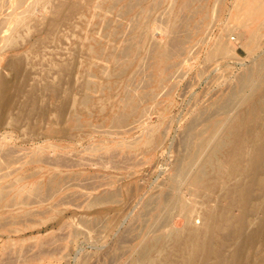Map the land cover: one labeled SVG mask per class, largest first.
Returning a JSON list of instances; mask_svg holds the SVG:
<instances>
[{
    "label": "rangeland",
    "instance_id": "rangeland-1",
    "mask_svg": "<svg viewBox=\"0 0 264 264\" xmlns=\"http://www.w3.org/2000/svg\"><path fill=\"white\" fill-rule=\"evenodd\" d=\"M247 2L0 0V264H157L191 218L205 231L202 219L230 203L222 175L177 176L196 170L201 135L219 139L225 125L211 121L254 90H237L242 75L264 67V7L251 16ZM220 37L228 50L210 56ZM154 244L166 250L139 259Z\"/></svg>",
    "mask_w": 264,
    "mask_h": 264
},
{
    "label": "bare ground",
    "instance_id": "bare-ground-1",
    "mask_svg": "<svg viewBox=\"0 0 264 264\" xmlns=\"http://www.w3.org/2000/svg\"><path fill=\"white\" fill-rule=\"evenodd\" d=\"M190 1L191 0H183L182 4L186 6L190 4ZM248 1V6L252 8V11L250 12L251 16L261 11V9L264 7V0ZM259 36V32L256 31L248 37L246 46L249 48V50H255L259 45H261ZM227 50V45L220 37L212 47L210 56L218 55L223 52L225 53ZM157 52L158 56L162 59H167L172 54V51L169 47H161ZM251 80L252 82H255L252 84ZM3 85V99H5L4 101L8 105L10 103V87H8L6 83ZM248 87H252L254 90L249 91L250 93L252 92L250 95H242L243 97L240 96L241 98H239L236 102V108L233 106L237 111L235 110L236 112L233 114L231 119L227 118L222 122L211 121V123L208 125L209 129H211L219 123L224 124L225 131L221 125V128L224 131V133L222 131V136H217L219 139L215 138V140H217L214 143L211 135H201L196 146L197 154L199 156V153L202 150L205 151V153H203L202 156H199L201 157L199 160H197L198 156L193 155L187 161L188 168L191 171L195 168L197 171L195 170L191 176L190 172H187L185 177L182 176V174L177 176L180 177L181 181L182 179H185L186 185H192L198 182H203L209 177L211 173H220L223 177L222 181L224 184V200L228 199L230 203L228 205L222 206L223 208L221 205L219 207H214L213 210L210 211L204 219H202V224H204L206 227L204 232L200 230L201 225L197 226L195 224V219L191 218L190 221L187 219L190 223L188 222L189 225L185 231V234L178 236L180 239H176V236L172 235L171 238L173 239H171V246L167 245V250L165 249V245L168 243L167 241L170 239V237L169 235L167 237L165 236L166 239L169 237L167 240H165L163 236L166 244L164 243L165 245H162L166 251L165 254L163 253L164 251H161L164 256L162 258L160 257L161 260L157 264H264V246H258L260 243L264 245V209L261 212H258V207H260V204L264 201V67L262 68L261 64L260 66L257 65L251 67L245 74L242 75L237 90L241 89L240 91L242 92L244 91L242 88ZM245 93L247 94V92ZM129 102L132 104L131 101H128V103ZM123 118L118 116L116 120L121 124L124 121ZM229 139L230 141L228 142ZM229 143L230 149L227 152L229 163L227 168L222 170L224 166L223 164H220L218 151L224 149V147L228 146ZM230 181L233 183L230 184ZM14 190L15 195L17 196L22 195L23 193V187L18 186ZM1 193L2 188H0V194ZM175 198L180 200H178L179 202L177 201L179 206L182 205L180 208H183L184 205L185 209H183L186 213L187 210H189L190 213L191 211H194L193 208H189L188 203L183 200L182 197L178 195ZM174 199L171 201L173 202ZM181 201L183 204L180 205ZM237 208L240 211L239 214L235 213V209ZM171 209L172 208L170 207V210ZM220 209L222 210L223 214L218 215ZM186 213H184L186 217H190V213L188 212V216V213ZM255 218L258 219L257 223L254 221ZM220 228L224 229L225 232L227 231V233L225 235H221L218 232ZM251 228L252 230H250ZM175 239L180 246L178 251H174L172 248ZM227 239L232 242H228ZM159 240L161 242L162 239ZM157 244L160 246L161 243L157 242ZM154 245V247L153 245L151 247L144 245L143 249L139 251V259H149L151 256L150 255L148 257V255L151 254L150 251L154 250L153 252H156L160 249L162 250L163 248V246H161L162 248H159L156 244ZM157 247L158 250H156ZM190 247H194L193 255H189Z\"/></svg>",
    "mask_w": 264,
    "mask_h": 264
}]
</instances>
